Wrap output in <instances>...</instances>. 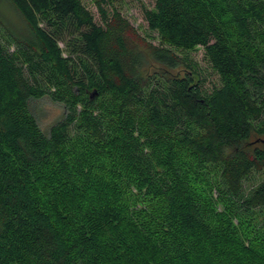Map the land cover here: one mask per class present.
<instances>
[{"label": "trees", "instance_id": "1", "mask_svg": "<svg viewBox=\"0 0 264 264\" xmlns=\"http://www.w3.org/2000/svg\"><path fill=\"white\" fill-rule=\"evenodd\" d=\"M9 1L0 264H264V0H152L161 44L107 0Z\"/></svg>", "mask_w": 264, "mask_h": 264}, {"label": "rangeland", "instance_id": "2", "mask_svg": "<svg viewBox=\"0 0 264 264\" xmlns=\"http://www.w3.org/2000/svg\"><path fill=\"white\" fill-rule=\"evenodd\" d=\"M107 1L117 7L122 14L137 27L139 32L143 36L147 37L148 40L154 42L155 44L162 43L159 34L150 29L143 12L144 7H153L154 3L152 0ZM83 2L92 11L96 21L100 22L101 16L97 6V0H83ZM107 8L111 10L112 6L108 5ZM0 17L1 19L6 20L12 28L20 29L22 27L23 21L9 0H0ZM2 22L3 21H0V41L12 51L15 49V44L11 39L12 37L9 35V30ZM61 45L63 46L64 43L62 42ZM174 51L195 64L201 78L205 79V87L208 91H212L214 87L221 85L219 75L213 70L208 62L205 55V49L203 47L200 46L196 50L190 51L174 48ZM186 69L190 70L188 65L182 66V71H185ZM32 107L38 117L40 125L45 131H48L50 126L65 116L67 112L63 104L54 102L49 96L34 100Z\"/></svg>", "mask_w": 264, "mask_h": 264}]
</instances>
